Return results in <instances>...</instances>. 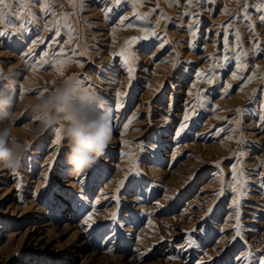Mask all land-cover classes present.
Here are the masks:
<instances>
[{
    "label": "rangeland",
    "instance_id": "374dc122",
    "mask_svg": "<svg viewBox=\"0 0 264 264\" xmlns=\"http://www.w3.org/2000/svg\"><path fill=\"white\" fill-rule=\"evenodd\" d=\"M252 3L83 0L80 7L79 0H46V15L40 3L26 5L35 23L27 13L18 19L14 0L0 5V30L11 33L0 36V75L16 82L13 134L28 141L15 175L0 169V264H242L249 252L264 258V25L246 6ZM19 23L23 31L13 27ZM142 29L156 35L140 39ZM28 48L35 55L25 59ZM32 71L48 75L21 82ZM60 73L96 90L112 110L111 143L79 175L67 171L59 126L35 138L23 131L36 127L25 105ZM245 179L236 237L238 193L231 188ZM10 230L19 233L7 237Z\"/></svg>",
    "mask_w": 264,
    "mask_h": 264
},
{
    "label": "clouds",
    "instance_id": "9594fccd",
    "mask_svg": "<svg viewBox=\"0 0 264 264\" xmlns=\"http://www.w3.org/2000/svg\"><path fill=\"white\" fill-rule=\"evenodd\" d=\"M6 88H0V167L16 172L28 152V141L13 134L14 108L17 104L15 81L10 75ZM33 114L35 130L23 131L35 138L56 126L66 140L65 159L68 173L86 172L104 154L113 139L112 110L94 89L81 88L71 78H61L50 90L35 96L25 105Z\"/></svg>",
    "mask_w": 264,
    "mask_h": 264
},
{
    "label": "snow or ice",
    "instance_id": "6c2138e0",
    "mask_svg": "<svg viewBox=\"0 0 264 264\" xmlns=\"http://www.w3.org/2000/svg\"><path fill=\"white\" fill-rule=\"evenodd\" d=\"M15 3L19 4L20 5V12L22 13L21 16L18 17V19L20 21H23L24 20V15L23 13H27V16H28V19L30 22L32 23H35V17H36V14L34 12H31L27 9L26 5L28 4H36V3H40L42 8L45 9V15L47 14L48 11L51 10L50 7H47L46 6V0H14ZM115 4H119L120 3V0H114ZM189 4L191 5L194 0H188ZM260 3H261V6L260 7H257L256 6V0H253V3L252 5H246L248 7H253L256 9L257 13L259 14V20H260V24L261 25H264V0H260ZM79 4H80V7H83V0H79ZM0 5L4 6V7H8V5L5 4V0H0ZM9 11L11 12V9H9ZM107 9L105 10L106 12V15H107ZM225 11H227L225 9ZM189 13H185V15H188ZM245 16H247V13L244 14ZM128 18L127 17H124L122 19H120V24L123 25L125 20H127ZM250 19V17H249ZM0 22H6L5 21V14L3 12L2 9H0ZM57 24L59 23V21L56 22ZM198 23V21H197ZM48 25H46L47 27ZM66 27L68 25H65ZM129 27H131V25L129 24L128 25ZM250 28H253L254 26L249 24L248 25ZM13 27H16L18 28L20 31H23V28H24V24L23 23H19V24H16V25H13ZM144 35L142 37H140V39H148V36L149 35H156L155 31H151L149 29H142L141 30ZM189 31L191 32L192 31V28L190 26L189 28ZM59 32V29H57V32L55 34H58ZM11 33H9L7 30H0V36H4V37H7L9 36ZM194 34V33H193ZM237 39L239 40V37H238V34H237ZM137 40V37H132L131 38V41L132 42H135ZM59 52L60 53H63V49H59ZM35 53L33 51V49H29L27 53H25V59L28 58V56H34ZM43 55L45 57H48L49 55H52L53 57H56L57 54L56 53H43ZM121 55H123V52L121 53ZM245 56L247 55L246 53L244 54ZM47 61L46 60H41L40 63L43 64V63H46ZM36 63V61L33 59L29 64V68H32L33 65ZM52 63H55V61H52ZM124 65L127 67V71L129 73V79L132 78V68L131 67H128V61L127 59L124 60ZM58 70V69H57ZM233 78H238L235 74H233ZM250 79V78H249ZM229 87H231L229 85ZM38 91L40 92V94H42L43 92H46L47 89H43L42 91L38 89ZM117 97H119L121 94L119 92H117ZM243 110L242 109H237V112H242ZM262 113H264V109H261ZM133 119H135V117H133ZM185 121H187L189 119V116L188 115H185L184 117ZM259 127L261 128H264V114L261 115L260 117V122L258 124ZM128 125H124V128L127 129ZM186 127V124H182L181 127H180V130L183 131L184 128ZM56 133H57V146H59V142H60V129L57 128L56 130ZM238 132V130H236ZM177 135H179V133H177ZM243 139H241L240 141H238V143H243ZM241 155H243V153H241ZM261 166H264V161L261 162ZM233 174L236 173V167L233 166ZM15 175V173H14ZM241 176L244 175L243 171L240 173ZM257 175H259V173H257ZM233 179L236 180L237 183H240V181L236 178L235 175H233ZM261 187L264 188V177L261 178ZM223 183V181H221ZM121 184L123 183L122 181L120 182ZM247 187H248V182H247V179L244 180V182L241 184V187L239 189L237 188H231V190L233 192H236L238 193V198L236 200L233 201V209H234V212H235V216H236V223H235V235L236 237H239L241 236V233L243 231V226L241 224V200L243 198H246V195H247ZM218 194H222V191ZM90 207V206H89ZM209 212H211V208L208 209ZM112 218L115 219V213H112ZM93 217L91 215H88L87 218L85 219L84 223L85 225H88V221L92 220ZM90 226V225H88ZM188 245L191 246V244L193 243V241L191 239L188 240ZM264 251V250H262ZM242 262V264H252V261L253 259H257V264H264V258H254L252 256V254L249 252L248 255H246L245 257H240L239 258Z\"/></svg>",
    "mask_w": 264,
    "mask_h": 264
},
{
    "label": "bare ground",
    "instance_id": "6f19581e",
    "mask_svg": "<svg viewBox=\"0 0 264 264\" xmlns=\"http://www.w3.org/2000/svg\"><path fill=\"white\" fill-rule=\"evenodd\" d=\"M129 10V9H128ZM126 11L125 13H127V15L129 16L130 15V11ZM134 10V9H133ZM132 10V11H133ZM126 15V16H127ZM130 17V16H129ZM120 19V18H119ZM154 20H156V19H154ZM45 26V25H44ZM46 30V29H45ZM42 35V34H41ZM39 36L40 35H37V36H35L34 37V40L35 39H38L39 38ZM162 36V35H161ZM165 42V41H164ZM163 45H164V43H163ZM162 45V46H163ZM162 46L159 44V45H157L155 48H154V50H153V52H152V55H154L155 53H158L159 52V50L162 48ZM113 47V45L111 44V45H109V49L111 50V48ZM29 49V48H28ZM169 56H170V54H169ZM233 72H231V74H232ZM47 73H45V74H42V75H38L36 72H28L27 73V75L23 78V80L21 81V82H31V81H33V80H36L37 78H39V77H42V76H45V77H47ZM68 75H69V73H68ZM54 77H58L57 78V80L56 81H59L60 79H61V76H62V73H60V74H58V75H53ZM45 77H43V78H45ZM56 79V78H55ZM252 88V87H251ZM244 94V93H243ZM239 99V98H238ZM168 137H171V136H168ZM51 146V145H50ZM226 146H228V145H226ZM230 148V147H229ZM173 153V152H172ZM0 169H3L2 167L0 168ZM156 173L157 172H159L160 173V171H161V169H155L154 170ZM117 173H118V171H117ZM71 179V178H70ZM105 183H109L108 181H106ZM104 186L102 185L101 187H100V189L101 188H103ZM206 188V187H205ZM103 192H105V191H103ZM110 195H112V194H110ZM109 195V196H110ZM106 198H108V196H106ZM16 206H14V208H15ZM19 216V215H18ZM32 227H34V226H31V231H33V228ZM0 228H1V225H0ZM18 230V229H17ZM17 230H10V231H8L7 232V234H6V236L7 237H14L17 233H19ZM49 230V229H48ZM40 232V231H39ZM5 239V238H4ZM21 245V244H20ZM4 246H7V241H6V243L4 244ZM2 247V246H1ZM10 247V246H9ZM3 248V247H2ZM1 249V248H0ZM10 250H11V247H10ZM242 253H244V252H242Z\"/></svg>",
    "mask_w": 264,
    "mask_h": 264
}]
</instances>
